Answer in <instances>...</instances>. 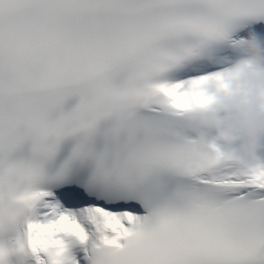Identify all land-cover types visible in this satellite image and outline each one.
I'll list each match as a JSON object with an SVG mask.
<instances>
[{
  "label": "snow or ice",
  "instance_id": "obj_1",
  "mask_svg": "<svg viewBox=\"0 0 264 264\" xmlns=\"http://www.w3.org/2000/svg\"><path fill=\"white\" fill-rule=\"evenodd\" d=\"M261 21L264 0H0V264H264V157L236 176L197 139Z\"/></svg>",
  "mask_w": 264,
  "mask_h": 264
},
{
  "label": "clouds",
  "instance_id": "obj_2",
  "mask_svg": "<svg viewBox=\"0 0 264 264\" xmlns=\"http://www.w3.org/2000/svg\"><path fill=\"white\" fill-rule=\"evenodd\" d=\"M239 58L198 112L197 139L217 148L236 176L259 166L264 152V36L249 32L237 47Z\"/></svg>",
  "mask_w": 264,
  "mask_h": 264
},
{
  "label": "bare ground",
  "instance_id": "obj_3",
  "mask_svg": "<svg viewBox=\"0 0 264 264\" xmlns=\"http://www.w3.org/2000/svg\"><path fill=\"white\" fill-rule=\"evenodd\" d=\"M260 155H261L262 157H264V152H262Z\"/></svg>",
  "mask_w": 264,
  "mask_h": 264
}]
</instances>
